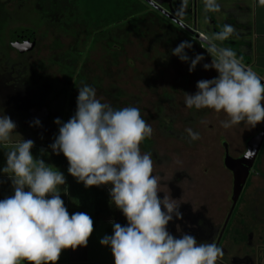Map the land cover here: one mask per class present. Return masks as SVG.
I'll use <instances>...</instances> for the list:
<instances>
[{
  "label": "rangeland",
  "instance_id": "374dc122",
  "mask_svg": "<svg viewBox=\"0 0 264 264\" xmlns=\"http://www.w3.org/2000/svg\"><path fill=\"white\" fill-rule=\"evenodd\" d=\"M91 1V19H106L107 13L113 17L101 20L99 29L93 27L96 32L84 19L87 13L70 0H0V115H8L19 134L13 133L11 142L0 146V167L5 165V153L16 143L33 140L34 158L43 159L66 178V184L58 186V194L69 215L84 212L93 221L87 247L62 252L58 264H114L110 248L101 245L100 240L112 234L111 222L121 224L116 208V219L96 215L94 188L86 189L69 175L68 168L56 166V154L49 147L58 134L54 120L67 122L74 115L78 88L85 84L96 90L102 103L115 109L137 107L151 125L153 174L162 178L158 196L162 199L171 195L181 204V218L172 220L168 231L176 238L181 234L194 237V229L199 232L197 242L214 241L223 251L217 264H264V144L249 178L251 185L242 193L222 241H217L232 207L233 194V175L224 165V144L232 158L245 154L246 142L256 135L261 124L254 129L244 123L225 129L221 126V121L227 119L224 113L190 109L184 103L185 93H196L197 81L218 75L214 69L203 68L204 63L211 64L213 47L232 49L245 68L258 76L259 70L263 73L264 68L258 67L261 58L254 55L255 45H247L254 36L244 37L246 45L237 43L245 36L242 31L218 42L216 29L209 24L210 13L203 16L202 0H192L180 18L198 36L143 0L138 2L146 9L128 6L125 0ZM115 2L120 8L112 10ZM225 2L218 0L222 6ZM222 18L225 17H218L224 21ZM236 20L243 25L248 23ZM247 20L252 24V18ZM160 21L167 28L157 24ZM17 31L36 34L33 50L20 55L9 45L10 36ZM185 40L192 43V48L186 50L190 59L196 54L205 57L191 73L189 64L171 54ZM72 50L77 54H69ZM64 66L69 67L70 76L64 72ZM80 75L82 78L78 79ZM37 119L41 126H30ZM187 128L198 132L199 139L190 141ZM12 194L11 182L6 175H0V199ZM185 217L199 220L198 226L189 224Z\"/></svg>",
  "mask_w": 264,
  "mask_h": 264
},
{
  "label": "clouds",
  "instance_id": "9594fccd",
  "mask_svg": "<svg viewBox=\"0 0 264 264\" xmlns=\"http://www.w3.org/2000/svg\"><path fill=\"white\" fill-rule=\"evenodd\" d=\"M202 2L205 13L220 11L218 0ZM187 4L188 0H181V15ZM233 31L225 24L215 39L223 41ZM191 48L192 43L185 40L171 50L189 64L190 73L205 59L202 54L190 59L186 50ZM212 52L211 64L204 63L203 68L214 69L218 75L197 81L196 93H185V106L224 113L227 119L221 126L225 129L241 123L254 129L264 123V82L243 66L232 49L213 47ZM54 123L58 134L49 145L51 151L63 154L69 175L86 189L108 186L110 206L127 221L123 226L111 222L112 234L100 240L110 248L114 264H217L223 251L214 241L197 242L189 234L176 238L168 231L173 217L181 218V204L171 195L158 196L162 178L153 174L151 153L140 148L153 129L137 107L115 109L85 84L78 88L74 115L67 122L56 118ZM30 126L41 124L37 119ZM15 129L8 115H0V146L11 142ZM186 132L190 141L199 139L191 128ZM33 148V140L22 139L5 153V165L0 167L13 193L0 199V264H58L62 252L87 247L93 233L90 216L69 215L58 194V186L66 184L64 174L34 158Z\"/></svg>",
  "mask_w": 264,
  "mask_h": 264
},
{
  "label": "crops",
  "instance_id": "0c3cea01",
  "mask_svg": "<svg viewBox=\"0 0 264 264\" xmlns=\"http://www.w3.org/2000/svg\"><path fill=\"white\" fill-rule=\"evenodd\" d=\"M157 4L163 3L168 5V8L171 11V13L177 17L182 18L184 17L185 13L183 12V15L180 14V4L181 0H150ZM200 1V0H198ZM225 5H220V11L219 12H210L209 18L211 19V22L209 23L212 25L213 29L217 30L221 28L223 29V26L225 24L231 25L233 28V32H241L242 34H245L242 38L238 39V44H245L246 41L244 40V37L248 36H254V39L250 41L247 45H255L254 46V55L257 54L259 58H261V61L258 62V67L261 69L264 68V4L260 3V0H225ZM192 0H188V5L190 6ZM227 3V4H226ZM222 4H224L222 2ZM161 5V4H160ZM196 8V4H195ZM226 8V9H225ZM204 10V9H203ZM201 12L200 10H198ZM190 13H192V10H189ZM228 12V13H226ZM195 13H197L195 9ZM203 16L205 15V11H202ZM226 13V14H224ZM187 14V13H186ZM220 15H223L222 20L218 19ZM247 17L252 18V24L249 25L250 21L247 20ZM236 18H240L243 21H247V24H240ZM182 21V20H181ZM218 28V29H217ZM246 29V30H244ZM219 31V30H218ZM215 34V35H216ZM214 40V39H213ZM218 42H224L219 40ZM253 55V56H254ZM254 60V58L252 57ZM262 64V65H261ZM257 67V65H256ZM261 73V74H260ZM259 77L261 78L262 82H264V72L262 73L259 70Z\"/></svg>",
  "mask_w": 264,
  "mask_h": 264
},
{
  "label": "water",
  "instance_id": "95a60500",
  "mask_svg": "<svg viewBox=\"0 0 264 264\" xmlns=\"http://www.w3.org/2000/svg\"><path fill=\"white\" fill-rule=\"evenodd\" d=\"M153 8H155L157 11L162 13L165 17L171 19L174 23L182 27L187 32H190L194 34L195 36H198L197 33L192 31L189 27H187L179 18L175 17L172 13L167 12L159 4L150 1V0H143ZM35 33L32 31H24L22 33V38L26 42L33 43ZM12 47H17V50L21 52V48L18 47L17 44V34H14L12 36ZM32 45L29 46V51L32 50ZM261 133H259L257 136L250 138L246 142V153L239 159H234L229 155L228 146L225 143V159H224V165L227 170H229L233 175V194H232V207L231 211L227 217V221L225 223V228L231 219L236 206L238 204V201L247 185V182L249 180L250 174L254 168V165L257 161V158L259 156V153L261 151V148L264 144V123L261 124ZM249 150L253 151V155H249Z\"/></svg>",
  "mask_w": 264,
  "mask_h": 264
},
{
  "label": "trees",
  "instance_id": "16d2710c",
  "mask_svg": "<svg viewBox=\"0 0 264 264\" xmlns=\"http://www.w3.org/2000/svg\"><path fill=\"white\" fill-rule=\"evenodd\" d=\"M72 2V4H75V6H77L80 10L83 9L85 11V14L87 13V16H85V21L86 23L88 22L89 23V27L90 29L93 27H96L99 29V27L101 26V20L102 21H109V20H113V17H111V14L107 13L106 14V19H103L102 17L101 18H98V19H91V16H90V12L88 13V11L90 9L94 10V6L93 3L91 0H70ZM90 1L92 3H90ZM126 2V5L128 6H141L142 9H146V8H143V6L140 4V2H138V0H125ZM138 4H135L137 3ZM107 2L103 3V4H107ZM96 5V4H95ZM92 7V8H91ZM97 7H98V4H97ZM113 7V6H112ZM145 7V6H144ZM118 8H120V5L118 3L115 2V6H114V9L112 10H117ZM91 10V12H92ZM110 10V11H112ZM110 17V18H109ZM92 23V24H90ZM106 23V22H105ZM157 24H161V26H166L167 28V25L165 22H158ZM103 25V24H102ZM104 26V25H103ZM102 27V26H101ZM96 28H94L93 30L96 32ZM90 34V33H89ZM100 35V34H98ZM207 39V37L205 38ZM12 47V46H11ZM12 48H15V47H12ZM76 48H74L75 50ZM15 50L18 52L17 50V47L15 48ZM28 49H25V51L21 54L20 52H18L20 55H23L26 53ZM72 50L69 54H77L76 51ZM74 51V52H73ZM206 57L209 58V55L206 54L205 55ZM85 62V61H84ZM67 70L69 71V67H66L64 66V72L66 73L67 76H70L68 73H67ZM82 70V68H81ZM81 74V73H80ZM79 77L82 78V75L78 76V79ZM77 82V81H76ZM77 84V83H76ZM64 87V86H62ZM66 87V86H65ZM64 95V93H63ZM62 95V96H63ZM63 100H64V96H63ZM152 144L153 142L150 140V139H146L142 144H141V147L142 149L145 151V152H148L150 153L151 152V147H152ZM53 162L56 166L58 167H66L68 168V162L66 160V158L63 156V154H60V155H54L53 157ZM251 178V177H250ZM251 185V180L249 179L248 182H247V185L244 189L243 192H245L248 187H250ZM94 188V193H95V202H94V209H95V213L97 216H100V217H107V218H113V219H116V211H115V207L114 206H110V196H109V189L107 186H101V187H93ZM239 206V204L237 205V207ZM236 207V208H237ZM237 210V209H236ZM235 210V212H236ZM235 212L233 214H235ZM121 214V217L119 218L120 222H121V225H125L127 223L125 217L122 215V213L120 212ZM234 216V215H233Z\"/></svg>",
  "mask_w": 264,
  "mask_h": 264
},
{
  "label": "flooded vegetation",
  "instance_id": "af4514ba",
  "mask_svg": "<svg viewBox=\"0 0 264 264\" xmlns=\"http://www.w3.org/2000/svg\"><path fill=\"white\" fill-rule=\"evenodd\" d=\"M161 4V5H160ZM159 5L164 9V10H166L167 12H169V13H171V11L169 10V9H165V7H163V3L161 2V3H159ZM157 12V11H156ZM159 12V11H158ZM162 15V14H161ZM180 19V18H179ZM24 31H17V32H14V33H12V35L10 36V40L12 39V36L14 35V34H17V44L15 43L14 45H18V47H20L21 48V52L20 51H18V52H20L21 54L25 51V49H29V46H31L33 43H34V41H35V38L33 39V43H29V42H26L25 40H23V36H22V33H23ZM36 35V34H35ZM35 35H34V37H35ZM9 45H13L12 44V40H11V42H10V44ZM32 50H33V48H32ZM261 131H262V129H261V127H260V130L256 133V135L255 136H257L259 133H261ZM255 136H253V137H255ZM229 155H230V151H229ZM244 155V154H243ZM243 155H240V156H238L237 158H234V159H239V158H241ZM231 156V155H230ZM258 159V158H257ZM255 166V165H254ZM254 169V168H253ZM252 173V172H251ZM250 176H251V174H250ZM250 178V177H249ZM237 207V206H236ZM230 211H231V209H230ZM230 211H229V213H230ZM235 212V211H234ZM229 213H228V215H229ZM233 216V215H232ZM174 219H176V217L174 216L173 217V220ZM185 219L187 220V222L189 223V224H191L192 226L193 225H196V226H198V222H199V220H198V222H197V219H192V218H190V217H185ZM231 219H232V217H231ZM231 219L229 220V222H228V224H227V226H226V228H225V224H224V226H223V228H222V230L219 232V235H218V237H217V241L219 242V240H221L222 241V239H223V236H224V232L227 230V228L230 226V222H231ZM196 220V221H195ZM226 221H227V219H226ZM172 222V221H171ZM226 223V222H225ZM205 233V232H204ZM192 234L194 235V238L196 239L197 237H198V235H199V232L197 233V231H195L194 229H193V231H192ZM201 238V237H200Z\"/></svg>",
  "mask_w": 264,
  "mask_h": 264
},
{
  "label": "built area",
  "instance_id": "2783aa9c",
  "mask_svg": "<svg viewBox=\"0 0 264 264\" xmlns=\"http://www.w3.org/2000/svg\"><path fill=\"white\" fill-rule=\"evenodd\" d=\"M202 36V35H201ZM202 40H206L205 37H200Z\"/></svg>",
  "mask_w": 264,
  "mask_h": 264
}]
</instances>
